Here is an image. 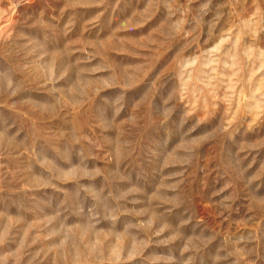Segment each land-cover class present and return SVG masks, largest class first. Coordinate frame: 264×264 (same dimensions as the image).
<instances>
[{
	"label": "rangeland",
	"instance_id": "obj_1",
	"mask_svg": "<svg viewBox=\"0 0 264 264\" xmlns=\"http://www.w3.org/2000/svg\"><path fill=\"white\" fill-rule=\"evenodd\" d=\"M0 264H264V0H0Z\"/></svg>",
	"mask_w": 264,
	"mask_h": 264
}]
</instances>
